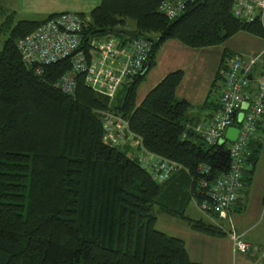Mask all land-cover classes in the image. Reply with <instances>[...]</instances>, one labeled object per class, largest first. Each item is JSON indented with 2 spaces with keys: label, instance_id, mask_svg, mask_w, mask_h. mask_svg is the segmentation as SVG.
I'll return each mask as SVG.
<instances>
[{
  "label": "trees",
  "instance_id": "16d2710c",
  "mask_svg": "<svg viewBox=\"0 0 264 264\" xmlns=\"http://www.w3.org/2000/svg\"><path fill=\"white\" fill-rule=\"evenodd\" d=\"M161 1L101 0L89 14L90 37L131 40L112 31L120 27L153 41L148 71L120 86L113 101L86 85L82 74L73 92L58 87L71 69L69 59L44 65L40 73L23 61L19 40L60 13L14 21L15 12L0 9V30H8L0 50V264H203L191 259L183 239L156 228V206L187 219L196 231L226 234L213 221L188 217L186 207L207 199L216 179L229 171L231 142L210 145L196 131L201 122L193 116L194 104L177 97L184 69L167 73L140 103L138 88L169 40L197 49L241 32L264 38V26L236 18L233 0H196L175 19L159 10ZM229 55L215 80L224 79ZM210 93L204 106L215 103ZM107 111L126 119L147 150L181 169L159 183L127 148L106 143ZM262 148L254 138L245 186ZM203 165L208 174L200 172Z\"/></svg>",
  "mask_w": 264,
  "mask_h": 264
},
{
  "label": "built area",
  "instance_id": "2783aa9c",
  "mask_svg": "<svg viewBox=\"0 0 264 264\" xmlns=\"http://www.w3.org/2000/svg\"><path fill=\"white\" fill-rule=\"evenodd\" d=\"M196 0H162L159 10L168 18L181 16L187 4ZM233 14L245 22H259L264 26V0H233ZM88 19L73 12H64L45 20L37 29L21 38L18 47L23 61L35 66L38 73L44 65L69 59L71 69L62 75L57 86L65 92L77 87V76L84 75L85 83L95 92L113 101L120 86L142 75L150 66L153 41L138 37L123 41L115 35L90 37ZM262 64L259 73L258 66ZM224 77L219 107L207 123L196 126L210 145L225 143L229 127L239 128V134L229 145L230 169L216 179L207 199L198 203L206 214L219 219L230 217L245 187V171L251 167V143L264 116V52L253 56L232 54L221 69ZM104 141L114 147L127 148L139 164L159 183L167 181L181 169L173 160L147 150L129 123L112 112L103 114ZM132 150V151H130ZM200 172L209 173L201 166ZM202 187L206 181L201 182ZM234 247L240 252L249 250L248 242L233 231Z\"/></svg>",
  "mask_w": 264,
  "mask_h": 264
},
{
  "label": "rangeland",
  "instance_id": "374dc122",
  "mask_svg": "<svg viewBox=\"0 0 264 264\" xmlns=\"http://www.w3.org/2000/svg\"><path fill=\"white\" fill-rule=\"evenodd\" d=\"M96 1V5H98L101 0ZM96 5L93 6V0H34L32 6L27 8V10L29 13L41 11L43 12V17H46L50 13V9L56 12H60L63 9L62 11L84 14V17L88 19L91 10ZM2 16L0 14V23L4 20ZM33 17H35L33 14H20L18 12L14 21L33 19ZM35 19L38 20L39 18ZM5 30H0V50L3 48L4 41L8 36V30ZM246 38H249L248 41ZM250 42L254 45L250 44ZM258 42L261 41L246 33L237 34L221 45L197 49L188 47L177 40H169L166 42L167 44L164 43L160 47L157 54V62L151 67L139 85L137 102L140 103L144 99L145 95L156 85L162 75L171 70L182 68L185 70V83L177 97L179 99L185 98V96L189 97L195 106L193 109L195 114L198 111H203L205 109L203 101L208 87L209 89L213 88L214 92H219V87L222 89L223 86V79L214 80L215 71L220 68H218L220 58H217V55L220 56L219 54L223 53L225 47L235 45L240 54L248 57L254 55L256 47L258 48ZM210 79L214 81L209 86ZM214 92L209 93L212 94ZM182 93H185V96ZM260 135L264 137V131L260 130ZM241 194H243L242 208L236 210V212L233 211L227 219H216L202 212L196 200H192L187 204L186 215L188 217L217 223L226 233L223 236H211L196 231L191 227L187 219L179 215L162 212L158 206L155 207L157 215L156 228L168 235L183 239L191 259L203 264H264L262 255L264 246L263 248L261 247L260 253H253L250 250L240 252L234 247L232 238L230 239L233 231L240 233L238 228L241 226H248L257 221L264 222V201H260L259 195L253 194L250 186H245Z\"/></svg>",
  "mask_w": 264,
  "mask_h": 264
},
{
  "label": "crops",
  "instance_id": "0c3cea01",
  "mask_svg": "<svg viewBox=\"0 0 264 264\" xmlns=\"http://www.w3.org/2000/svg\"><path fill=\"white\" fill-rule=\"evenodd\" d=\"M33 1L34 0H0V9H4L7 12H15L16 14L18 12H20V14L21 13L28 14V15L33 14L35 17H33V19L31 18V20H37L35 18H39L38 20H40V18L43 19V18H46L47 16H49L51 14H55V13L70 12V11H62L63 9H61L60 12H58V11L56 12V11H52V9H50L51 11H49L50 12L49 14L47 13L48 15H46V17H43L44 15H43V12H41V11H37V12L36 11H32V12L29 13L27 8L32 6ZM96 2H97L96 0H93V6L97 4ZM241 33H246V32H241ZM246 34H248V33H246ZM251 36H253V35H251ZM254 37H256V36H254ZM248 39L249 38H246L247 41H248ZM256 39L260 40L261 42L257 43L258 44V48L256 47V51H255L254 55H257V54H259V52H263L264 51V38L256 37ZM250 44H253V43L250 42ZM226 52H228L231 55L234 54V53H240V51L237 49V47L235 45H229L228 47H225L223 53L221 52L219 54L220 56L217 55V58H220V62H219L218 68L220 67L222 60L225 58L224 56H225ZM250 56H253V55H250ZM228 58L229 57H227V59ZM156 62H157V58H156ZM261 67H262V64H260L258 66V68L256 69V73H259V70L261 69ZM174 70H176V69H174ZM171 71H173V70H171ZM171 71H169V72H171ZM217 71H218V69H217ZM217 71H215L214 80H215V76L217 74ZM166 74L162 75V77L159 79V81H161L162 78ZM214 80L212 79V81H211V79H210L209 80L210 83H208V85L210 86L213 83ZM184 83H185V80H183L181 86L179 87V89L177 91V94L179 93L180 89L184 86ZM223 85H224V83H223ZM219 88H220L219 92L215 91L214 93L210 94L211 100L213 102H215V103H212V105H210V106H204L203 105V107L205 109L203 111H198L196 114L193 111V116L195 118V121L198 120V122H201V123H207L208 121H210V119L212 118V114L214 113L215 109L218 108V98H219V95H220L221 87H219ZM222 88H223V86H222ZM209 92H210V89L208 87V91H207V93L205 95V99L203 101L204 103L207 101V98L209 96ZM182 94L185 96V93H182ZM185 98L191 102L189 97L185 96ZM260 130L264 131V116L261 118V120L259 122L258 131H257V134L255 136V138H259V139L262 140L263 148H262V152H261V157H260V159L257 162L256 167H255V172H254V175H253L252 182L250 184V187H252L253 194L257 195V196L259 195L260 201H262V200L264 201V137L262 135H260ZM242 198H243V194L240 195V200L238 201V202H240L239 208L237 209L236 208L237 205H236L235 208H234L235 210H233L234 212H236V210H240L242 208V206H241ZM233 211L230 213V216L233 213ZM238 230H240V233L235 232L236 234L241 235L242 238L244 240H246V241H247V238H248L247 242H248V244L250 246L249 250L251 252H253V253L254 252L255 253H260L261 249L264 246V222H258L257 221V222H254L251 225H248V226H246V225L245 226H241L240 228H238ZM229 237H230V235H229ZM230 239H231V237H230ZM262 255L264 257V250H263V254Z\"/></svg>",
  "mask_w": 264,
  "mask_h": 264
},
{
  "label": "water",
  "instance_id": "95a60500",
  "mask_svg": "<svg viewBox=\"0 0 264 264\" xmlns=\"http://www.w3.org/2000/svg\"><path fill=\"white\" fill-rule=\"evenodd\" d=\"M112 31L126 35L130 39H134V40L139 37V35L136 32H134L130 29H127V28L116 27V28H113ZM149 67L150 66H147L145 68L143 75L148 71ZM238 134H239V128L238 127H236V126L229 127L225 132V138H226V140H228L230 142H234L237 139Z\"/></svg>",
  "mask_w": 264,
  "mask_h": 264
}]
</instances>
